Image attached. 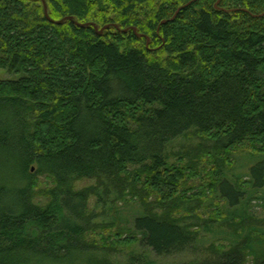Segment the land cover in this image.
Masks as SVG:
<instances>
[{
	"label": "trees",
	"instance_id": "1",
	"mask_svg": "<svg viewBox=\"0 0 264 264\" xmlns=\"http://www.w3.org/2000/svg\"><path fill=\"white\" fill-rule=\"evenodd\" d=\"M45 1L52 20L74 21L51 22L42 0H0V69L18 76L0 79V264H109L87 241L89 190L74 184L95 179L103 208L125 201V182L169 200L168 148L191 132L221 151L247 145L258 160L246 185L264 189V0ZM39 176L56 184L44 206ZM242 188L219 175L215 194L236 208ZM133 228L146 264L194 241L148 210ZM246 248L187 264H244Z\"/></svg>",
	"mask_w": 264,
	"mask_h": 264
},
{
	"label": "rangeland",
	"instance_id": "2",
	"mask_svg": "<svg viewBox=\"0 0 264 264\" xmlns=\"http://www.w3.org/2000/svg\"><path fill=\"white\" fill-rule=\"evenodd\" d=\"M0 79H18V76L0 69ZM213 139L211 135L191 132L170 144L168 168L179 178L177 191L169 200L161 199L156 193L141 192L144 183L135 191L125 182V201H118L111 209V204L103 208L98 205L96 189L100 186L95 179H81L74 184L76 191L89 190L88 209L95 216V224L87 234V241L96 246L98 260L105 258L103 261L109 264L148 263L145 259L139 260L145 252L133 238L135 217L148 210L163 218L181 221L194 239L186 253L160 258L153 255L148 258L150 261L156 264L216 263L225 252L247 246L246 251L250 253L244 264L254 263L255 254L264 252V189L252 192L246 183L249 168L258 159L249 153L247 145L221 151ZM219 175L242 185L247 195L241 206L230 208L217 198L215 185ZM55 186L53 179L39 176L34 202L44 206L48 202L44 191Z\"/></svg>",
	"mask_w": 264,
	"mask_h": 264
},
{
	"label": "water",
	"instance_id": "3",
	"mask_svg": "<svg viewBox=\"0 0 264 264\" xmlns=\"http://www.w3.org/2000/svg\"><path fill=\"white\" fill-rule=\"evenodd\" d=\"M42 2H43V5H44V12H45V15H46V17L51 21V22H54L55 24H62V23H64L65 22V20H69V21H74L73 20V18L72 17H69L68 19H64V20H60V21H54V20H52L50 17H49V12H48V5H47V3H46V1L45 0H42ZM220 3V0H218V2H217V4H219ZM183 8H185V6H183V7H181V8H179L178 9V11L176 12V14H175V16L179 13V11L181 10V9H183ZM175 16L171 19V21L175 18ZM75 23H77V22H75ZM166 23V21H163L162 22V24H165ZM78 24V23H77ZM78 25H80L81 27H87V26H89L88 24L87 25H84V24H78ZM96 30H98V26L96 25V24H91ZM115 28H117L118 29V26L117 25H113ZM111 26L110 25H108V26H105L101 31H99V34L100 35H102L103 34V32L105 31V30H107V29H109ZM133 29V31L135 32V33H137V29L136 28H132ZM128 31V29H126V30H124V32H127ZM139 37H143V35L142 34H137ZM147 38V45L149 44V38L148 37H146Z\"/></svg>",
	"mask_w": 264,
	"mask_h": 264
}]
</instances>
